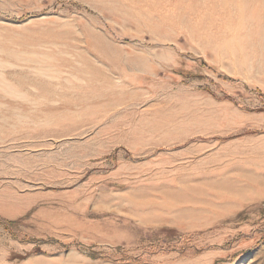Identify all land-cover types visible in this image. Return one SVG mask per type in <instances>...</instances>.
I'll return each mask as SVG.
<instances>
[{"label": "rangeland", "instance_id": "obj_1", "mask_svg": "<svg viewBox=\"0 0 264 264\" xmlns=\"http://www.w3.org/2000/svg\"><path fill=\"white\" fill-rule=\"evenodd\" d=\"M0 95V264H264V0H0Z\"/></svg>", "mask_w": 264, "mask_h": 264}, {"label": "bare ground", "instance_id": "obj_2", "mask_svg": "<svg viewBox=\"0 0 264 264\" xmlns=\"http://www.w3.org/2000/svg\"><path fill=\"white\" fill-rule=\"evenodd\" d=\"M256 33H258V32H256ZM38 59H39V58H38ZM15 61H16V60H14V62H15ZM29 61H30V60H29ZM38 61H41V60L39 59ZM32 62H33V61H32ZM32 62H31V63H32ZM42 62H43V61H42ZM15 63H17V61H16ZM19 63H20V62H19ZM20 64H21V63H20ZM23 64H24V63H23ZM36 64H37V63H36ZM46 64H47V62H46ZM4 65H5V64H4ZM39 65H40V64H39ZM6 66H7V65H6ZM42 66H44L43 63H42ZM8 67H10V66H8ZM15 68H16V67H15ZM37 68H38V67H37ZM48 68H49V67H48ZM52 68H53V67H52ZM5 69H6V68H4V70H5ZM4 70H3V71H4ZM53 70H54V69H53ZM53 70H52V71H53ZM55 70H56V69H55ZM68 71H69V69H68ZM50 72H51V71H50ZM73 72H74V71H73ZM12 73H13V72H12ZM12 73H11V74H12ZM38 73H39V72H38ZM47 74H48V72H47ZM58 74H59V73H58ZM79 74H81V73H78L77 75H79ZM1 75H2V74H1ZM7 75H8V74H7ZM9 75H10V73H9ZM9 75H8V77H9ZM13 75H14V74H13ZM40 75H42V74H40ZM45 75H46V74H45ZM53 75H54V74H53ZM43 76H44V74H43ZM46 76H47V75H46ZM56 76H57V75H56ZM56 76H55V78H56ZM79 76H80V75H79ZM81 76H83V75H81ZM81 76H80V77H81ZM68 77H69V76H68ZM11 78H12V77H11ZM60 78H61V77H59L58 79H60ZM12 79H13V78H12ZM46 79H47V77H46ZM61 79H62V78H61ZM23 80H24V79H23ZM47 80H48V79H47ZM50 80L52 81L51 78H50ZM54 80H55V79H54ZM63 80H64V79H63ZM73 80H74V79H73ZM4 81H5V80H4ZM4 81H3V82H4ZM14 81H15V80H14ZM45 81H46V80H45ZM3 82H2V83H3ZM38 82H39V81H38ZM48 82H49V81H48ZM53 82H54V81H53ZM55 82H56V80H55ZM55 82H54V83H55ZM62 82H63V81H62ZM65 82H66V81H65ZM21 83H22V82H21ZM49 83H50V82H49ZM67 83H68V82H67ZM3 84H4V83H3ZM7 84H8V83H7ZM17 84H18V83H17ZM57 84H58V83H57ZM1 86H2V85H1ZM5 86H6V85H5ZM5 86L3 85L2 87H5ZM38 86H39V85H38ZM45 86H46V85H45ZM54 86L56 87V85H54ZM66 86H67V85H66ZM73 86H74V85H73ZM2 87H1V88H2ZM6 87H7V86H6ZM8 87H9V86H8ZM22 87H23V86H22ZM22 87H20V88H22ZM25 87H26V86H25ZM40 87H42V86H40ZM52 87H53V85H52ZM55 87H54V88H55ZM59 87H60V86H59ZM78 87H79V86H78ZM42 88H43V87H42ZM42 88H41V89H42ZM4 89H6V88H4ZM22 89H23V88H22ZM25 89H26V88H25ZM38 89L40 90V88H38ZM45 89H46V88H45ZM45 89H44V90H45ZM5 91H6V90H5ZM25 91H26V90H25ZM6 92H7V91H6ZM13 92H14V91H13ZM16 92H17V91H16ZM49 92H50V91H49ZM49 92H48V93H49ZM11 93H12V91H11ZM30 93H32V92H30ZM38 93H39V92H38ZM44 93H47V92L44 91ZM48 93H47V94H48ZM50 93H52V92H50ZM50 93H49V95H50ZM1 95H2V94H1ZM1 95H0V97H1ZM9 95H10V94H9ZM9 95H8V96H9ZM11 95H12V94H11ZM11 95H10V96H11ZM17 95H18V94H17ZM17 95H15V96H17ZM24 95H25V94H24ZM4 96H6V95H4ZM25 96H26V95H25ZM27 96H28V95H27ZM43 96H44V95H43ZM2 97H3V96H2ZM6 97H7V96H6ZM21 97H22V96H21ZM40 97H41V96H40ZM8 98H9V97H8ZM12 98H13V97H12ZM18 98H19V97H18ZM26 98H27V97H26ZM16 99H17V97H16ZM32 99H33V98H32ZM14 100H15V99H14ZM21 101H23V100H21ZM13 103H14V102H13ZM17 105H19V104H17ZM1 106H2V105H1ZM10 106H11V105H10ZM12 106H13V105H12ZM3 107H5V106H3ZM9 108H10V107H9ZM8 110H9V109H8ZM15 110H16V109H15ZM13 111H14V110H13ZM13 111H12V112H13ZM10 112H11V111H10ZM8 113H9V112H8ZM21 113H22V112H21ZM2 114H3V113H2ZM3 115H4V114H3ZM15 115H16V114H15ZM16 117H17V116H16ZM15 119H16V118H15ZM24 120H25V119H24Z\"/></svg>", "mask_w": 264, "mask_h": 264}]
</instances>
